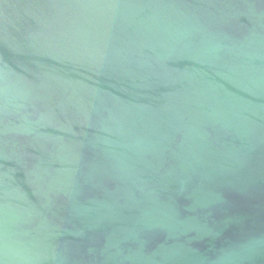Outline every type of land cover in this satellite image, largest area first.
<instances>
[{
	"label": "water",
	"instance_id": "water-1",
	"mask_svg": "<svg viewBox=\"0 0 264 264\" xmlns=\"http://www.w3.org/2000/svg\"><path fill=\"white\" fill-rule=\"evenodd\" d=\"M0 264H264V0H0Z\"/></svg>",
	"mask_w": 264,
	"mask_h": 264
}]
</instances>
